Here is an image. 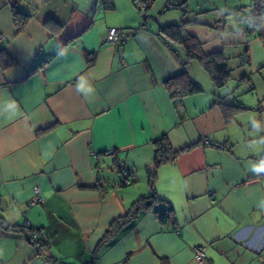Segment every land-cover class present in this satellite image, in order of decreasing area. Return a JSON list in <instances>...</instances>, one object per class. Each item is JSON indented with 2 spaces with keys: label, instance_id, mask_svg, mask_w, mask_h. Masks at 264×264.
<instances>
[{
  "label": "crops",
  "instance_id": "obj_1",
  "mask_svg": "<svg viewBox=\"0 0 264 264\" xmlns=\"http://www.w3.org/2000/svg\"><path fill=\"white\" fill-rule=\"evenodd\" d=\"M137 1L0 0V50L16 60L0 67V216L43 236L37 248L26 231L0 227V264H264V20L247 37L254 0H179L165 12L170 0H153L146 15ZM14 9L30 15L22 30ZM180 22L205 53L223 50L227 84L252 95L253 137L232 127L244 104L226 122V94L201 95L212 82L197 61L202 91L169 94L164 82L186 57L159 27ZM111 27L134 32L122 58ZM162 135L179 153L156 164ZM149 195L166 222L142 211L94 258L110 224Z\"/></svg>",
  "mask_w": 264,
  "mask_h": 264
},
{
  "label": "trees",
  "instance_id": "obj_2",
  "mask_svg": "<svg viewBox=\"0 0 264 264\" xmlns=\"http://www.w3.org/2000/svg\"><path fill=\"white\" fill-rule=\"evenodd\" d=\"M138 4L144 5V13L149 10L152 5L153 0H138ZM254 7L256 17L258 18L256 25L258 27L259 23L264 20V0H254L251 3ZM109 7V6H108ZM30 15H24L13 10V19L14 23L22 30L29 20ZM245 20V19H244ZM246 23V22H245ZM187 24L185 22H180L177 24H172L164 27H159V33L161 36L173 46L181 47L185 57L187 59L186 63L191 60H195L199 63V65L205 70L208 74L212 84L216 88H222L231 79V69L228 65L227 58L225 57L223 50H218L215 52L205 53L202 49L201 43L198 39L189 34L186 31ZM257 33V32H256ZM245 34L247 37H250L247 33V29L245 28ZM256 35V34H255ZM262 37V36H261ZM264 40V37H262ZM16 64V60L11 57L4 48L0 50V67L7 68ZM39 67H34L27 72V75L35 72ZM166 88L169 91V94L172 97H183L187 95L197 94L202 91L201 87H199L196 83L190 82L188 78L187 72L184 70L180 74L168 78L164 82ZM244 106L242 105H232L228 103L221 104V110L224 115V119L226 122H230L234 115L243 110ZM179 152L174 151L166 140V137L162 135L161 137L155 140V163L161 164L165 162L173 161ZM149 185L152 187L153 182L152 179H149ZM157 198L154 195L143 196L137 199L127 210L126 214L115 219L108 229L106 230L103 238L101 239L96 251L93 254L95 258L106 242L114 238L120 230L126 224L137 219L139 214L142 211L148 209H155V212L161 223H165L168 218V210L159 208V204L157 205ZM156 204V205H155ZM0 227L3 230L7 231H26L27 226L20 227L17 225L8 224L2 216H0ZM28 235L31 237V229L28 230Z\"/></svg>",
  "mask_w": 264,
  "mask_h": 264
},
{
  "label": "rangeland",
  "instance_id": "obj_3",
  "mask_svg": "<svg viewBox=\"0 0 264 264\" xmlns=\"http://www.w3.org/2000/svg\"><path fill=\"white\" fill-rule=\"evenodd\" d=\"M201 71L207 81L208 80L207 73L205 72V70H203V68ZM207 82L209 83V80ZM194 83H196V79ZM231 85L232 84L229 83L222 88H216L212 84V88L210 89V91L205 89V87L202 86L203 93L201 95H204V96L206 95L208 97H210L211 95L216 96V97L218 96L223 97L226 94V96L223 97L222 99L224 100L225 103L232 104V105L244 104L246 109L243 111H240L238 116L234 118L235 122L233 123L232 127H234L235 129L241 128L243 138H245V136L253 137V123L256 117L254 116L255 111L253 109V106L250 104V101H249L250 99H253L252 95L250 94L249 91H243L242 89H239V86L231 88L233 86Z\"/></svg>",
  "mask_w": 264,
  "mask_h": 264
},
{
  "label": "built area",
  "instance_id": "obj_4",
  "mask_svg": "<svg viewBox=\"0 0 264 264\" xmlns=\"http://www.w3.org/2000/svg\"><path fill=\"white\" fill-rule=\"evenodd\" d=\"M244 19L246 22V29H247V33L249 34V36L255 35L257 32L256 22H257L258 18L256 17V13H255L254 7L252 5H249L245 8ZM123 34H124V30L122 28L111 27L106 32V40L108 42H111V43H118L121 41ZM1 37H2V35L0 34V38ZM247 60H248V57L246 54H244L241 58V62H247ZM202 142H203V144H210L211 143L210 140L208 139V137H203ZM109 152H111L113 154L115 151L112 150ZM116 164L121 169L122 183L125 185L131 183L132 181L130 178V175H131L130 171L124 167L123 161L121 159H118ZM25 225L29 226V222L26 221ZM31 237L34 239L35 245L38 248L40 246V244L43 242V236L42 235L39 236V234L36 231L31 230ZM194 257L199 263H203L204 258H205L204 248L203 247H196L194 249Z\"/></svg>",
  "mask_w": 264,
  "mask_h": 264
},
{
  "label": "water",
  "instance_id": "obj_5",
  "mask_svg": "<svg viewBox=\"0 0 264 264\" xmlns=\"http://www.w3.org/2000/svg\"><path fill=\"white\" fill-rule=\"evenodd\" d=\"M181 6L180 3H179V0H170L169 4L167 5V7L165 8L164 12L167 10V9H173L174 7L176 6ZM134 32L133 31H125L124 34H123V37L121 39V46L119 47L118 51H119V55L120 57L122 58V52H123V44L125 43L126 39L128 38L129 35H133ZM181 51L182 48L180 47ZM176 55L180 58V55L179 53H176ZM185 61H187V59H185ZM184 70L187 72L188 74V78L190 80V82H194V75H193V70H192V66L190 63H186L185 66H184Z\"/></svg>",
  "mask_w": 264,
  "mask_h": 264
},
{
  "label": "clouds",
  "instance_id": "obj_6",
  "mask_svg": "<svg viewBox=\"0 0 264 264\" xmlns=\"http://www.w3.org/2000/svg\"><path fill=\"white\" fill-rule=\"evenodd\" d=\"M257 172H264V164L256 168Z\"/></svg>",
  "mask_w": 264,
  "mask_h": 264
}]
</instances>
